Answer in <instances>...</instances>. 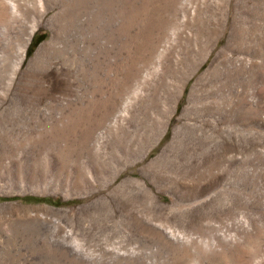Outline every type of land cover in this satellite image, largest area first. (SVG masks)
<instances>
[{
    "label": "rangeland",
    "instance_id": "1",
    "mask_svg": "<svg viewBox=\"0 0 264 264\" xmlns=\"http://www.w3.org/2000/svg\"><path fill=\"white\" fill-rule=\"evenodd\" d=\"M5 1L0 264H264V0Z\"/></svg>",
    "mask_w": 264,
    "mask_h": 264
},
{
    "label": "bare ground",
    "instance_id": "2",
    "mask_svg": "<svg viewBox=\"0 0 264 264\" xmlns=\"http://www.w3.org/2000/svg\"><path fill=\"white\" fill-rule=\"evenodd\" d=\"M18 9H20V10H18ZM20 11H21V8L18 5L11 6L7 1L0 0V102L2 101L3 98L5 99V95L7 94L6 90H7V88H9L11 86L10 83L8 82L9 80L8 81L5 80V76H6L5 71L9 67L11 68V72H10L11 74H10L9 78H7V79H10V81H11L13 76H14L16 69L18 68V66H19V64L23 58L26 45L30 39V33L29 32H28L29 34L22 36V38L19 39V30L21 29V27L24 26V24L22 23ZM56 38H57L56 33H53L51 41H54ZM77 43H79V42H77ZM86 44H87V42L85 43V45ZM43 45H44V43L40 46V48L37 52L36 60L40 56L39 53H40ZM209 70H210V68L206 72H208ZM145 79L146 78H143L142 83L144 81H146ZM140 84H141V82H140ZM162 84H165L164 85L165 89L168 88V82H164V79H162ZM195 86L196 85H194V87L192 88L190 97H192L195 94ZM182 90H183V87H180L179 90L177 91V94H176V96L173 100V103L171 105L172 112L174 111V109L177 105L178 97L181 94ZM128 100L129 99H127V101H125L124 107L128 104ZM111 101H112V98H111ZM249 101H251V100H249ZM106 102H108V101H106ZM249 105L250 106L253 105L252 102H249ZM18 106H19V101H18V99H16L14 101L13 109L11 110V117H13L16 121H19L18 120L19 114L17 115L18 117L16 116V114H17L16 112L18 111ZM190 107H191V105H188L184 109L183 113H186V112L188 113ZM172 112L168 113V118L170 117ZM25 113H24V115H25L24 117H27L28 112L26 114ZM41 114L47 120V117H48L47 102L44 104V109H43ZM120 114H123V113L121 112ZM117 115H118V113L114 115L113 123L116 121ZM195 126L196 125L189 119V121L187 120L186 123H184L183 125H180V127H178L174 133H175V135L179 132H186V131L189 133H193L194 132L193 129ZM218 134L219 133H217V135ZM192 158L193 159L195 158V164H194V170H193L194 177L193 178H194V181H196L199 185L202 183L203 180H206V181L207 180L210 181L211 179L213 180V178H214L213 173L216 172L215 168H213L214 164L219 166V167H217V170H218L219 168L222 169L220 165L223 166V163L225 161H229V162L235 163V166L240 170L242 168V166H240V164H241V162L243 163V157L242 156L227 157L225 155H220V154L219 155H211V154L200 153L199 155H196L195 157H192ZM226 169L230 170L228 167H226ZM139 184H140V186H144L143 183H139ZM234 190H235V188H234ZM213 192L217 193V190H213L212 193ZM212 193H210L208 195H212ZM206 244L208 245V243H206Z\"/></svg>",
    "mask_w": 264,
    "mask_h": 264
}]
</instances>
